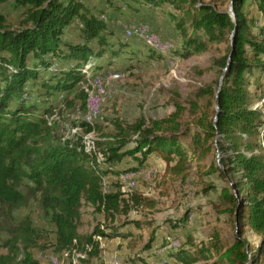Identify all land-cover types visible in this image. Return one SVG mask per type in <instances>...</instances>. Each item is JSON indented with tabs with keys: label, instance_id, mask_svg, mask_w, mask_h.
<instances>
[{
	"label": "trees",
	"instance_id": "trees-1",
	"mask_svg": "<svg viewBox=\"0 0 264 264\" xmlns=\"http://www.w3.org/2000/svg\"><path fill=\"white\" fill-rule=\"evenodd\" d=\"M10 1L21 11L14 22L0 11V204L12 210L27 205L30 197L38 198L43 213L54 225L55 250L75 249L86 253L88 260L100 250L95 237L121 232L109 234L95 226L88 234L80 233L84 204L104 214L155 205L153 198L139 191L124 194L119 180L114 189L104 192L105 176L110 174L117 179L123 172L148 165L152 154H157L165 163L166 176L184 178L192 157H196L199 179L200 175L213 173L227 183L218 188L215 206L231 217L234 239L224 240L215 227L208 242H195L188 220L191 208H187L182 217L167 222L170 233L160 229L152 232L146 247L150 250L158 242L163 244V239L172 233L182 238L175 255L184 264H264V110L251 105L250 92L252 82L256 89L260 88L259 76L255 74L264 72V24H258L256 34L252 32L251 26L257 21L245 16L246 0H233L234 18L226 10L201 0H102L129 6L134 2L151 9L169 5V17L181 37L177 51L181 57L200 54L209 43H226L225 53L214 61L220 67V75L231 50L232 56L218 93L219 78L195 91L196 98L189 101L190 123L183 127L180 115L184 108L180 103L175 104L176 111L160 119L140 118L124 123L115 120L112 138L96 141L103 157L100 163L96 152L84 150L82 135L53 140L43 116L29 117L34 104L26 94L29 84L54 93L81 82L86 61L104 52L106 21L89 9L88 0ZM255 3L264 17V0ZM73 18L80 22L78 40L74 42L63 38ZM233 29L235 33L230 38ZM94 39L99 47L96 52L91 46ZM57 59L69 60L71 64L44 74ZM87 93L82 84L74 97L85 105ZM258 93L260 97L264 94ZM83 125L86 131L92 129L89 122ZM185 138H190L187 146ZM213 149L217 150L218 161L207 163ZM24 180L33 182L29 192L21 189ZM209 187L213 185L202 188L204 194L212 189ZM245 230L261 237L258 244L246 240ZM36 244V230L25 217L4 242L7 253L0 255V264H16L20 255L24 263L36 264L29 252Z\"/></svg>",
	"mask_w": 264,
	"mask_h": 264
},
{
	"label": "rangeland",
	"instance_id": "rangeland-1",
	"mask_svg": "<svg viewBox=\"0 0 264 264\" xmlns=\"http://www.w3.org/2000/svg\"><path fill=\"white\" fill-rule=\"evenodd\" d=\"M201 1L227 11L231 0ZM112 4L88 0L89 9L101 14L107 23V43L101 56L92 55L86 61L84 79L73 88L54 93H47L38 84H29L26 94L27 100L34 104L29 117L37 119L39 115L43 116L50 126L53 140L75 139L76 135H82L84 150L96 152L99 163L103 157L96 141L105 142L112 138L116 132L115 120L124 123L140 118L147 121L160 119L176 111L175 104L180 103L184 108L180 115L183 127L190 123L189 101L196 98L195 91L201 86L220 77V67L214 61L226 50L225 42H213L209 43L206 51L183 58L177 53L181 37L169 17V5H158L151 9L134 2L131 4L133 6L121 2ZM0 11L14 22L18 20L21 9L14 8L12 2L7 0L0 2ZM243 12L247 19L253 17L258 24H264L255 0H246ZM258 24L251 26L252 32H257ZM79 27V20L73 18L63 38L77 41ZM91 46L94 52L99 48L95 39ZM70 64L69 60L57 59L44 74ZM82 84L88 92L85 105L74 97ZM263 100L264 94L261 102ZM198 102L201 104L203 100ZM253 107H258L257 102ZM88 122L92 127L90 131H86L83 125ZM191 128L193 132L194 128ZM189 141L190 138H185L184 145L187 146ZM131 145L129 143L128 146ZM156 156L153 164L149 162L138 170L123 172L118 179L108 174L102 182L103 191L108 192L116 187L115 182L119 180L120 190L124 194L136 190L153 198L155 205L152 208L133 207L126 213L114 214H104L86 204L81 208L80 233L88 234L99 226L109 234L129 232L132 235L123 237L119 235L121 233H115L100 239L95 237L100 243V250L97 256L88 260L86 253L75 249L57 251L53 245L54 225L43 213L38 198L30 197L27 205L12 210L0 204V255L7 253L4 242L25 217L29 218L37 233V244L29 248L36 264H184L175 255L182 238L169 234L167 222L182 217L187 208H191L188 220L195 242H208L215 227L220 230L224 240L232 241L234 224L231 217L219 212L215 206L219 198L218 188L227 183L213 173L200 175L199 179L196 157H192L184 178L166 176L165 163L160 156ZM218 156L217 150L213 149L206 162L216 163ZM211 184L213 187L209 188L212 189L204 194L202 188ZM31 186V180H24L21 189L29 192ZM135 221L140 225L136 226ZM157 229L166 234L168 231L169 237L163 239V244L158 242L148 250L146 244ZM243 235L252 244H258L261 238L249 230H245ZM16 264H26L21 255L17 257ZM191 264H211V261Z\"/></svg>",
	"mask_w": 264,
	"mask_h": 264
},
{
	"label": "crops",
	"instance_id": "crops-1",
	"mask_svg": "<svg viewBox=\"0 0 264 264\" xmlns=\"http://www.w3.org/2000/svg\"><path fill=\"white\" fill-rule=\"evenodd\" d=\"M264 18V17H263ZM257 24H258V22H257ZM255 76H259V79H258V84H259V87L260 88H258V89H256V84L253 82V83H251V85H252V89L250 88V92H251V95L253 96L252 97V102H253V105L257 102V104H258V108H262L263 109V106H261V100H262V98H263V95L260 97V96H258V92H260V91H263V93H264V72L262 73V74H258V73H256L255 74ZM252 105V106H253ZM157 154H152V156L150 157V159H149V162L150 163H152L153 164V161H155L156 159H157V156H156ZM159 156V155H158ZM138 172V171H137ZM119 178V177H118ZM117 178V179H118Z\"/></svg>",
	"mask_w": 264,
	"mask_h": 264
},
{
	"label": "water",
	"instance_id": "water-1",
	"mask_svg": "<svg viewBox=\"0 0 264 264\" xmlns=\"http://www.w3.org/2000/svg\"><path fill=\"white\" fill-rule=\"evenodd\" d=\"M232 4H233V0L230 1V4H229V7H228L227 12L230 14V16H231L232 18H234V17H235V13H234L233 10H232ZM234 33H235V29L232 30V32H231V34H230V38H231V36H232ZM231 46H232V48H233V41H231ZM231 56H232V50H231V51L229 52V54H228V58H227L226 66L223 68V71H222V73H221V75H220V77H219V84H218L217 93H218V91H219V89H220V86H221V84H222V80H223L224 73H225V71L228 69V67H229V65H230V62H231ZM217 93H216V97H217ZM215 103H216V101H215ZM216 107H217V103H216ZM216 117H217V114L215 115L214 118L216 119Z\"/></svg>",
	"mask_w": 264,
	"mask_h": 264
},
{
	"label": "bare ground",
	"instance_id": "bare-ground-1",
	"mask_svg": "<svg viewBox=\"0 0 264 264\" xmlns=\"http://www.w3.org/2000/svg\"><path fill=\"white\" fill-rule=\"evenodd\" d=\"M261 106H263V107H264V100L261 102Z\"/></svg>",
	"mask_w": 264,
	"mask_h": 264
},
{
	"label": "built area",
	"instance_id": "built-area-1",
	"mask_svg": "<svg viewBox=\"0 0 264 264\" xmlns=\"http://www.w3.org/2000/svg\"><path fill=\"white\" fill-rule=\"evenodd\" d=\"M127 186H128V180H127Z\"/></svg>",
	"mask_w": 264,
	"mask_h": 264
}]
</instances>
